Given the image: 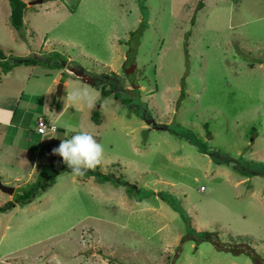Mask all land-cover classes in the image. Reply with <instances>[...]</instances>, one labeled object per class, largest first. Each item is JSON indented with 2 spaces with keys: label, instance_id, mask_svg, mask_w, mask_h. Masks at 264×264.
Returning a JSON list of instances; mask_svg holds the SVG:
<instances>
[{
  "label": "rangeland",
  "instance_id": "obj_1",
  "mask_svg": "<svg viewBox=\"0 0 264 264\" xmlns=\"http://www.w3.org/2000/svg\"><path fill=\"white\" fill-rule=\"evenodd\" d=\"M24 1L25 36L0 0L6 62L37 60L6 77L0 66V107L17 108L0 124V177L18 194L45 166L60 174L0 213V264H256L252 255L264 264V177L241 175L236 160L216 164L197 146L243 157L242 168L264 161V0ZM90 78L100 89L114 82L123 100L136 95L151 118L137 115L136 98L132 107L103 99ZM73 87H87L93 106H66ZM45 118L64 131L39 133ZM69 128L91 131L105 146L95 170L125 183L68 172L52 149ZM175 197L209 240L189 234ZM11 199L0 188V206Z\"/></svg>",
  "mask_w": 264,
  "mask_h": 264
},
{
  "label": "trees",
  "instance_id": "obj_2",
  "mask_svg": "<svg viewBox=\"0 0 264 264\" xmlns=\"http://www.w3.org/2000/svg\"><path fill=\"white\" fill-rule=\"evenodd\" d=\"M45 1V0H43ZM9 3H10V6H11V14H10V23L12 25L13 28H15L16 30H18V33L19 35H23L25 36V21H24V16H25V9L27 8V3L24 1V0H9ZM199 7L203 8L204 7V4L203 2H199ZM141 8H142V12L145 15H147V7L144 3L141 4ZM147 18V17H146ZM143 25H146V22H142V27ZM141 29L139 30H136L132 33H138L140 32ZM142 34V32L139 33V35ZM0 60H2V62L0 61V66H2L3 68V73H8L11 68L13 66H18V65H22V64H26V65H31V64H36L37 63V60L34 59L33 57H21V56H15L13 58V61H12V64H10L9 62H6L8 61L7 58L5 57V54L3 52V50L0 48ZM89 81L92 83V85L98 89H100V82L97 81V80H92L91 78L89 79ZM117 86L116 84H114V82H111V85L110 87L108 86H104L102 87L100 90H101V94L103 95V99L108 97L109 95H112L114 94L117 98L118 97V91L117 89H115ZM137 87V86H136ZM115 90V91H114ZM139 88L137 89H133V91H129V90H126V91H122L124 93H132L134 91H138ZM114 91V92H113ZM136 96V95H135ZM134 95H130V99H121L119 98L120 100H122L128 107H132V105L134 104V98H136ZM138 99V105H137V108L135 109L136 110V113L137 115H139V117L145 119V120H149V118H151V113H150V110H147L148 109V105L147 103L145 102L143 105L140 103V100H139V97L136 98ZM128 100V101H127ZM133 101V102H132ZM58 107H60V105L58 104L57 105ZM147 111H149V113H147ZM101 119V112L100 110H95L93 112V115H92V120L95 121L96 123H100ZM45 123H48L50 125V122L49 120H47L45 118L42 119ZM183 127V126H182ZM59 131H64V129L62 128H58ZM170 131H175V132H180L182 131L181 134L185 135V132H190V131H186V129H184V127L181 129H177L173 126L170 127ZM192 133V132H191ZM46 134V133H45ZM191 135V134H189ZM192 141L195 140V135L193 134L192 135ZM196 142L199 141V139H196L195 140ZM197 146L200 150V152H203V153H209L214 162L216 164H228L230 163V161H233V160H236V164L233 166V170H236L237 172H239L241 175H244V176H248V177H254V176H262L264 177V161L262 160H259V161H255V162H252L254 163V167H251V168H242L239 166V162H246V163H250L248 160L246 159H243V157L241 158H237V159H234L232 156H229V154L226 152H220V151H213V150H210L209 148H207V146L205 147L204 145H200L199 143H197ZM66 170H68V172H72L71 169H69L68 167L66 168ZM53 174V178H51V180L46 183V182H43V180H46L49 175ZM59 175L60 174V170L57 172H54L52 169H50L49 167L45 166L41 169V172L39 174V178L37 180V182L35 181L34 183H31L29 185L30 189L26 190V191H22L18 194H16L15 192L13 193L14 194V199H11L9 200V202H7L6 204L0 206V213L1 212H4V211H7L9 210L10 208H12L16 203H19V204H28L30 203L31 201H33L34 199H36V197L44 192V191H47L51 185L55 184L56 182V179H55V176L56 175ZM97 176L99 178V180L101 182H105V183H112L113 186H119L121 185L122 183H125L124 181H120L118 180V178H112L111 176H109L108 174H104L102 172H100L99 170H91V171H88L84 176L86 177H90V176ZM40 181V182H39ZM130 190V189H128ZM132 192H133V189L129 191V194L132 195ZM138 197H142V196H138ZM164 198L168 199L170 202V198L169 197H166V196H163ZM173 199V198H172ZM176 200L173 199V205L175 206L176 210L180 211L184 217V220L188 223V232L190 235L193 234H197V236L199 235L200 239H203V240H207L209 238V236H211V233L208 232V231H202V232H199L198 230H196L195 228H193L192 226H190V221H189V216L188 214L185 212V210L178 204L179 201L178 199L175 197ZM209 240V239H208ZM214 241H216V239H213ZM212 241V240H211ZM198 242H200L198 240ZM213 242V241H212ZM224 249H228L227 246H224ZM253 258H254V262L256 264H261V262L258 261V259L252 255Z\"/></svg>",
  "mask_w": 264,
  "mask_h": 264
},
{
  "label": "clouds",
  "instance_id": "obj_3",
  "mask_svg": "<svg viewBox=\"0 0 264 264\" xmlns=\"http://www.w3.org/2000/svg\"><path fill=\"white\" fill-rule=\"evenodd\" d=\"M69 102L72 107H76L78 104H87L92 107L94 98L87 87H73L66 89V106ZM37 131L41 134L49 132H42L40 127ZM67 131L73 134L61 139L59 145L52 149V153L62 158L63 163L71 169L73 175L83 176L88 171L95 170L105 158L103 143L99 142L91 131L76 128H69Z\"/></svg>",
  "mask_w": 264,
  "mask_h": 264
},
{
  "label": "crops",
  "instance_id": "obj_4",
  "mask_svg": "<svg viewBox=\"0 0 264 264\" xmlns=\"http://www.w3.org/2000/svg\"><path fill=\"white\" fill-rule=\"evenodd\" d=\"M11 72H12V70H10L8 73H4V76L6 77ZM22 73L23 72L19 73L18 75H20ZM4 95H5V100L8 99V98H11L9 94H4ZM0 99H1V97H0ZM0 106H3V105H0ZM5 108H7V107H4V108L0 107V124H3V125H6V124H10L11 123V121L16 116V110H17V108L15 109L14 104H12L11 106H8V108H10L8 110L5 109ZM41 120H39V121H41ZM39 149H40V147L37 149V151ZM36 154H38V153L36 152Z\"/></svg>",
  "mask_w": 264,
  "mask_h": 264
},
{
  "label": "water",
  "instance_id": "obj_5",
  "mask_svg": "<svg viewBox=\"0 0 264 264\" xmlns=\"http://www.w3.org/2000/svg\"><path fill=\"white\" fill-rule=\"evenodd\" d=\"M41 2H43V0H33L31 3L35 4V3H41ZM133 70H134V68H132V71ZM81 73L83 74V72H81ZM63 86H64L63 83H60L59 86H58L57 94L59 96H61L62 93H63ZM0 188H2L3 190H5L7 192H10V193H14V191H15V187L4 185L3 182H2L1 177H0Z\"/></svg>",
  "mask_w": 264,
  "mask_h": 264
},
{
  "label": "built area",
  "instance_id": "obj_6",
  "mask_svg": "<svg viewBox=\"0 0 264 264\" xmlns=\"http://www.w3.org/2000/svg\"><path fill=\"white\" fill-rule=\"evenodd\" d=\"M57 129H58V127H56L55 125H49V124L45 123L44 121L40 122V130L42 132H47L49 130L56 131Z\"/></svg>",
  "mask_w": 264,
  "mask_h": 264
}]
</instances>
